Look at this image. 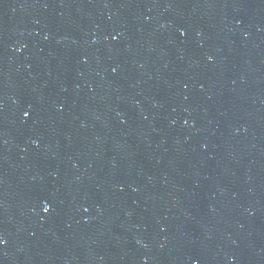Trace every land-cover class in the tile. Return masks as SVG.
Here are the masks:
<instances>
[{
	"label": "water",
	"instance_id": "95a60500",
	"mask_svg": "<svg viewBox=\"0 0 264 264\" xmlns=\"http://www.w3.org/2000/svg\"><path fill=\"white\" fill-rule=\"evenodd\" d=\"M0 264H264V0H0Z\"/></svg>",
	"mask_w": 264,
	"mask_h": 264
},
{
	"label": "snow or ice",
	"instance_id": "6c2138e0",
	"mask_svg": "<svg viewBox=\"0 0 264 264\" xmlns=\"http://www.w3.org/2000/svg\"><path fill=\"white\" fill-rule=\"evenodd\" d=\"M0 243H2V242H0Z\"/></svg>",
	"mask_w": 264,
	"mask_h": 264
}]
</instances>
